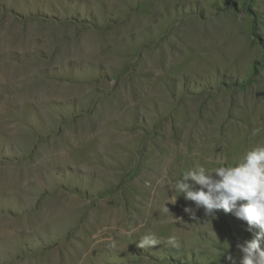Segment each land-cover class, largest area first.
I'll return each mask as SVG.
<instances>
[{
    "label": "rangeland",
    "instance_id": "rangeland-1",
    "mask_svg": "<svg viewBox=\"0 0 264 264\" xmlns=\"http://www.w3.org/2000/svg\"><path fill=\"white\" fill-rule=\"evenodd\" d=\"M258 146L264 0H0V264H230L167 185Z\"/></svg>",
    "mask_w": 264,
    "mask_h": 264
},
{
    "label": "clouds",
    "instance_id": "clouds-1",
    "mask_svg": "<svg viewBox=\"0 0 264 264\" xmlns=\"http://www.w3.org/2000/svg\"><path fill=\"white\" fill-rule=\"evenodd\" d=\"M167 188L173 193L167 196H175L174 201L167 203L174 204L183 195L186 201L194 202L196 210L203 208L207 216L214 218V213L222 210L246 222L248 230L257 228L254 239L237 244L240 253L238 260L227 254L230 247L228 243L218 251V257L224 256L230 264H264V146L248 151L243 160L234 166L213 169L199 166L186 170ZM166 202L163 211L170 213ZM183 210L195 218L193 208L185 207ZM157 243L155 236L149 233L142 237L137 246L143 249L156 246Z\"/></svg>",
    "mask_w": 264,
    "mask_h": 264
},
{
    "label": "bare ground",
    "instance_id": "bare-ground-1",
    "mask_svg": "<svg viewBox=\"0 0 264 264\" xmlns=\"http://www.w3.org/2000/svg\"><path fill=\"white\" fill-rule=\"evenodd\" d=\"M172 44V43H171Z\"/></svg>",
    "mask_w": 264,
    "mask_h": 264
}]
</instances>
